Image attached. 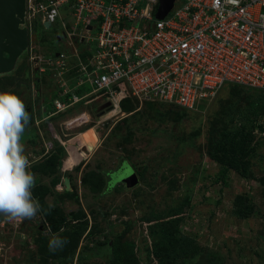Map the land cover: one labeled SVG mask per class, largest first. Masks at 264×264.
<instances>
[{
  "label": "rangeland",
  "instance_id": "374dc122",
  "mask_svg": "<svg viewBox=\"0 0 264 264\" xmlns=\"http://www.w3.org/2000/svg\"><path fill=\"white\" fill-rule=\"evenodd\" d=\"M42 1L26 0V5ZM59 16L63 26L57 22L42 30L37 17L26 11L27 47L11 71L0 75V92L14 93L29 108L32 124L23 137L25 155L36 185L47 186L43 193L32 189L41 206L33 219L10 221L0 215V264H115V249L125 264H159L153 254L158 239L149 233L153 224L170 218H177L175 235L192 240L195 249L160 264H264V144L248 137L253 153L243 159L246 174L228 170L224 179L218 175L225 159L222 132L245 121L248 102L264 105V91L226 85L211 100H200L194 111L124 101L115 114L96 100L44 119L52 111L50 102L59 97L49 55L68 54L66 66L75 67L95 46L92 41L91 51L79 58L72 55L62 36L74 31L73 20L67 8L59 9ZM72 42L78 47L76 38ZM72 86L69 82L62 89ZM89 91L83 84L76 92ZM77 108L86 120H72L59 130L61 122L79 115L72 112ZM263 112L257 108L252 115ZM47 142L53 144L48 150ZM54 153L59 159L50 174L43 162ZM121 161L142 169L143 176L129 188L120 181L126 170L115 172L105 191L104 172L116 170ZM88 174V182L82 181ZM239 196L253 205L248 217L236 216ZM58 210L64 219L54 231ZM84 222L86 229L79 234ZM52 236L68 243L50 252ZM125 243L132 247L126 250Z\"/></svg>",
  "mask_w": 264,
  "mask_h": 264
},
{
  "label": "built area",
  "instance_id": "2783aa9c",
  "mask_svg": "<svg viewBox=\"0 0 264 264\" xmlns=\"http://www.w3.org/2000/svg\"><path fill=\"white\" fill-rule=\"evenodd\" d=\"M157 1L43 0L27 6L30 17L49 28L59 21V9L69 10L74 31L62 37L77 58L95 42L93 53L75 67L66 66L68 54L53 55L59 97L50 102L49 117L96 100L104 101L108 113L124 101L194 111L225 85L264 91V0H174L155 19ZM69 82L73 86L62 89ZM83 84L90 91L79 95ZM255 123L252 134L264 144V112ZM52 145L45 143V149Z\"/></svg>",
  "mask_w": 264,
  "mask_h": 264
},
{
  "label": "clouds",
  "instance_id": "9594fccd",
  "mask_svg": "<svg viewBox=\"0 0 264 264\" xmlns=\"http://www.w3.org/2000/svg\"><path fill=\"white\" fill-rule=\"evenodd\" d=\"M26 8L27 5L25 14ZM57 22L62 23L61 20ZM61 38H56V41ZM54 54L49 56L52 58ZM83 116V113L78 115L76 121ZM29 123L30 113L25 103L12 92H0V215L10 221L33 219L41 211L39 201L32 195L36 176L29 171L30 164L23 143ZM67 243L66 238L52 236L48 241V249L55 252Z\"/></svg>",
  "mask_w": 264,
  "mask_h": 264
},
{
  "label": "trees",
  "instance_id": "16d2710c",
  "mask_svg": "<svg viewBox=\"0 0 264 264\" xmlns=\"http://www.w3.org/2000/svg\"><path fill=\"white\" fill-rule=\"evenodd\" d=\"M226 86V85H225ZM230 87H235V88H242V89H251V88H245V87H241V86H237V85H227ZM224 87V86H223ZM222 87V88H223ZM251 90H255V89H251ZM257 102L255 101H250L247 104V115L243 116L242 118L245 119V121L243 123H241L240 126H230L228 129L224 130L222 132V136L220 137L222 140V147L224 148V150L222 151V156L225 157V159L222 160V163L218 166V175L221 179H224V176L226 175V173L228 172V170H232L235 173H239L240 175H244L246 174V169H248L247 164L245 163L246 157L250 156V154L253 153V149L249 148L250 147V142L251 140L249 138H252L254 141V139L256 140L257 138L253 137L252 131L253 129H255L256 126V117L254 116L255 114V110L257 108H264V105H256ZM181 109V108H178ZM184 110V109H181ZM188 111V110H185ZM254 114V115H252ZM260 115V114H259ZM232 121V119H231ZM252 136V137H251ZM249 137V138H248ZM259 145H261L260 143H258ZM58 155H56V153L51 154L50 156H48V158H46L47 161L43 162V163H48L49 165V169L47 170L48 173L52 174L55 167L57 166V162H58ZM243 159H245L243 161ZM246 165H245V164ZM124 169H130L131 171H133L137 177V179L139 180V178H141L143 176V170L142 169H134L133 166H131L130 164L126 163L125 161H121L118 164V167L116 168V170H111L108 172H104V174L106 175V179L104 180V190L107 191L108 190V185L110 183V181H112V176L114 175L115 172L120 173L122 170ZM86 175V174H85ZM84 175V176H85ZM47 176V174H46ZM90 175L88 174L87 176H85L84 178L86 179H82V181H86L89 179ZM56 178V177H55ZM51 184H54L56 182V180H50ZM103 181V182H104ZM120 184V183H118ZM96 185V184H94ZM122 185H124L122 183ZM47 186L43 185V184H37L34 187L35 191H39V192H44L45 190H47L46 188ZM97 189H99V187L101 186H96ZM35 191H33V195H35ZM97 191V190H96ZM235 207H236V216H240V218L243 217H248L250 216L254 209H253V205L251 204H245L244 201L241 199V197L239 196V198H237V201L235 202ZM59 212V210H58ZM56 223L58 224V226L55 227L54 231H57L60 227H62V221L64 219L63 215L59 212L56 215ZM83 217V216H81ZM79 218V217H77ZM177 223V218H170L168 220H163L160 222H157L155 224H153L151 226V231L149 234H151L150 236H152V238L154 237L153 235L156 234V238L157 243L154 247V257L155 259H157V261L160 263L163 262H169V261H175L177 259H179L182 256L188 255L190 254L194 249V243L192 242V240L183 237L181 235L176 236L175 235V231L173 230V227L175 226V224ZM86 225L87 223L84 222V224L81 225L80 229H79V234L82 233L85 229H86ZM68 228V227H67ZM69 229V228H68ZM89 232V230H88ZM87 232V234H88ZM66 233L65 231L59 233ZM151 238V239H152ZM127 244V248L126 250H128L129 248L132 247V244L125 243ZM124 252V254H127L128 251ZM123 254V255H124ZM115 259L116 262L115 264H125L123 261L121 260L122 257V252L118 249H115Z\"/></svg>",
  "mask_w": 264,
  "mask_h": 264
},
{
  "label": "water",
  "instance_id": "95a60500",
  "mask_svg": "<svg viewBox=\"0 0 264 264\" xmlns=\"http://www.w3.org/2000/svg\"><path fill=\"white\" fill-rule=\"evenodd\" d=\"M173 1L158 0L153 17L162 19L172 7ZM25 5L26 0H0V75L11 71L17 57L27 47L28 35L23 26ZM48 26V23L43 24L44 28ZM122 171L125 173L120 177V181L125 187L130 188L138 184L134 172L130 169Z\"/></svg>",
  "mask_w": 264,
  "mask_h": 264
},
{
  "label": "crops",
  "instance_id": "0c3cea01",
  "mask_svg": "<svg viewBox=\"0 0 264 264\" xmlns=\"http://www.w3.org/2000/svg\"><path fill=\"white\" fill-rule=\"evenodd\" d=\"M80 110H81V109H78V108H77L76 110H74V111H72V112H74L75 115H76V114H79V115H80V114H82V113L85 114L83 111H80ZM85 116L87 117L86 114H85ZM44 117H45V118L49 117V114L46 115V116H44ZM45 118H44V119H45ZM30 141H31V140H30ZM25 143H26V139H25V141H24V144H25Z\"/></svg>",
  "mask_w": 264,
  "mask_h": 264
},
{
  "label": "bare ground",
  "instance_id": "6f19581e",
  "mask_svg": "<svg viewBox=\"0 0 264 264\" xmlns=\"http://www.w3.org/2000/svg\"><path fill=\"white\" fill-rule=\"evenodd\" d=\"M117 113H118V112H116V111H115V114H117ZM80 119H81V121H82V122H81V121H79V122H78V124H82V123H83V122L86 120V116L84 115V116H83L82 118H80ZM92 142H93V143H95V142H96V140H95V139H93V140H92ZM85 149H86V147H85Z\"/></svg>",
  "mask_w": 264,
  "mask_h": 264
},
{
  "label": "flooded vegetation",
  "instance_id": "af4514ba",
  "mask_svg": "<svg viewBox=\"0 0 264 264\" xmlns=\"http://www.w3.org/2000/svg\"><path fill=\"white\" fill-rule=\"evenodd\" d=\"M25 23V22H24ZM28 25H29V22H28ZM41 26V25H40ZM42 30H43V28H42ZM35 34H39L38 33V28L37 29H35ZM26 105V109H27V111H29V108H28V106H27V104H25ZM30 124H32V122H31V120H30V123H29V125H28V127L30 126ZM87 149V148H86ZM89 151V150H88Z\"/></svg>",
  "mask_w": 264,
  "mask_h": 264
}]
</instances>
